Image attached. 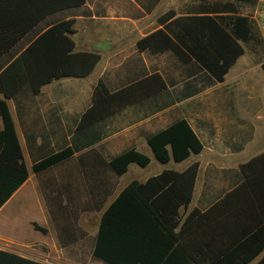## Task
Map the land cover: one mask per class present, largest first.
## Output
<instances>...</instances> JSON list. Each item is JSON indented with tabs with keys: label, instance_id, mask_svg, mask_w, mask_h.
<instances>
[{
	"label": "crops",
	"instance_id": "1",
	"mask_svg": "<svg viewBox=\"0 0 264 264\" xmlns=\"http://www.w3.org/2000/svg\"><path fill=\"white\" fill-rule=\"evenodd\" d=\"M192 1L85 0L44 16L43 0H12L10 10L0 6V32L6 29L15 38L9 44L0 40V48L9 52L2 53L1 63H10L48 27L68 19L74 20L69 34L74 51L100 55L86 76L53 79L37 93L25 84L5 99L28 176L0 207V249L46 264H97L95 238L111 202L132 181L144 184L165 170L182 172L193 162H198L195 184L178 219L184 244L200 264L224 255L242 240L239 234L248 225L252 232L264 224L263 38L240 41L243 53L222 81L194 59L184 62L171 50L137 47L138 39L163 26L160 15L169 10L175 16L189 14ZM248 17L259 33L254 10ZM155 73L163 89L77 128L99 78L113 92ZM152 88L150 82L147 89ZM180 119L188 122L202 149L181 161L161 162L147 137ZM66 147L73 150L70 156L33 171L35 162ZM129 148L147 155L149 162H131L117 174L110 160ZM185 183L183 178L184 190ZM149 187L155 190L158 184ZM263 254L264 248L244 264H256Z\"/></svg>",
	"mask_w": 264,
	"mask_h": 264
},
{
	"label": "trees",
	"instance_id": "2",
	"mask_svg": "<svg viewBox=\"0 0 264 264\" xmlns=\"http://www.w3.org/2000/svg\"><path fill=\"white\" fill-rule=\"evenodd\" d=\"M84 1L43 0V16L80 6ZM12 4V0H0V6L8 10ZM157 21L163 26L138 39L137 47L153 53L171 50L184 62L194 59L215 81H222L229 67L243 53L240 41L247 42L257 36V28L249 17L242 14L236 4L228 1L199 5L189 14L181 16H175V11L169 10ZM73 22V19H68L53 24L27 48L20 50L10 63L0 62V93L3 94L0 98V207L28 176L5 99L25 84L37 93L43 84L53 79L86 76L100 59V55L94 52L74 51V41L69 36L74 31ZM0 40L9 44L15 38L5 29L0 32ZM2 53H9L6 47L0 48V56ZM150 82H153V88L147 89ZM164 87L165 83L157 73L113 92L99 78L92 91V104L81 114L77 128L98 121L139 101L150 91ZM147 142L161 162L170 159L181 161L202 149V143L185 119L150 134ZM72 152L71 147H66L35 162L32 169L41 171L67 158ZM131 162L146 165L149 158L135 148H129L112 157L110 166L121 174ZM249 165L250 161L241 167L245 170ZM197 169L198 162H193L182 172L165 170L144 184L132 181L104 210L93 255L107 264H200V260L191 256L184 244V228L179 225L178 219L179 207L186 206L191 199ZM152 182L158 184L157 189L150 190ZM239 190L230 191L225 198H230ZM34 227L45 231L37 224ZM252 227L248 225L239 234L243 237L240 242L208 264H244L252 259L264 248V224L251 232ZM0 264L46 263L0 249ZM256 264H264V254Z\"/></svg>",
	"mask_w": 264,
	"mask_h": 264
},
{
	"label": "rangeland",
	"instance_id": "3",
	"mask_svg": "<svg viewBox=\"0 0 264 264\" xmlns=\"http://www.w3.org/2000/svg\"><path fill=\"white\" fill-rule=\"evenodd\" d=\"M226 1L233 2L234 4H236L242 14H245L247 16H251L253 14L254 5H255L254 0H193L191 8L194 9L196 8V6H199V5L201 6L205 4L211 5V4L222 3ZM256 38L257 40H262V35L260 31L259 33H257ZM96 263L97 264H107L97 258H96Z\"/></svg>",
	"mask_w": 264,
	"mask_h": 264
},
{
	"label": "built area",
	"instance_id": "4",
	"mask_svg": "<svg viewBox=\"0 0 264 264\" xmlns=\"http://www.w3.org/2000/svg\"><path fill=\"white\" fill-rule=\"evenodd\" d=\"M254 13L258 16V29L264 40V0H256Z\"/></svg>",
	"mask_w": 264,
	"mask_h": 264
}]
</instances>
